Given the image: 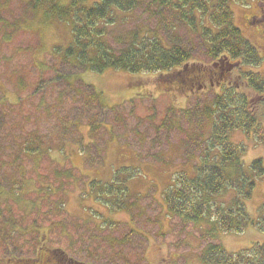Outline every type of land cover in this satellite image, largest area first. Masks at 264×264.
I'll use <instances>...</instances> for the list:
<instances>
[{"label": "rangeland", "instance_id": "1", "mask_svg": "<svg viewBox=\"0 0 264 264\" xmlns=\"http://www.w3.org/2000/svg\"><path fill=\"white\" fill-rule=\"evenodd\" d=\"M29 1L0 0V264L30 262L45 254L43 242L89 264H203L208 244L237 252L264 243L253 226L204 239L164 200L178 173L195 176L212 134L206 110L222 77L210 73L193 88L159 73L82 72L64 61L73 22L56 17L46 0L36 10ZM150 6L145 0L117 12L109 42L119 50L134 30H157L161 13ZM232 8L264 57V0ZM164 26L167 37L178 35L193 51L197 63L188 74L209 72L199 37L173 17ZM245 69L264 72V60ZM238 76L234 69L224 81ZM256 111L264 129V105ZM234 139L247 142V163L264 162V142L238 132ZM263 203L264 175L247 202L252 218Z\"/></svg>", "mask_w": 264, "mask_h": 264}, {"label": "trees", "instance_id": "2", "mask_svg": "<svg viewBox=\"0 0 264 264\" xmlns=\"http://www.w3.org/2000/svg\"><path fill=\"white\" fill-rule=\"evenodd\" d=\"M43 1L30 0L29 6L36 10ZM46 1L56 17L73 22V39L63 52L64 61L82 72L117 68L133 74L159 73L166 82L177 84L185 78L197 88L207 79L205 75L217 76L218 81L222 77L218 82L223 85L221 92L213 107L206 110L212 117V134L195 176L178 173L164 200L171 214L196 225L207 240H220L224 233L241 234L250 226L264 232V203L255 218L247 207L258 179L264 175V162L256 158L247 163V142L234 139L238 132L248 140L264 142L256 111L257 104L264 105V72L245 69L260 66L264 57L236 24L232 8V2L246 4L247 0H150L161 13L159 31L134 30L119 50L107 38L116 13L136 10L145 0ZM172 17L179 28H187V35L199 37L212 60L209 72L188 74V68L197 63L191 62L193 51L178 35L169 38L161 29ZM234 69L240 83L224 81ZM206 251L203 264H264V243L260 242L237 252H228L221 244H208Z\"/></svg>", "mask_w": 264, "mask_h": 264}, {"label": "flooded vegetation", "instance_id": "3", "mask_svg": "<svg viewBox=\"0 0 264 264\" xmlns=\"http://www.w3.org/2000/svg\"><path fill=\"white\" fill-rule=\"evenodd\" d=\"M41 250L45 251L39 253L37 257L29 259L30 262H26L20 259V263H30V264H89L84 261H80L68 256L59 248H51L46 242H43Z\"/></svg>", "mask_w": 264, "mask_h": 264}]
</instances>
